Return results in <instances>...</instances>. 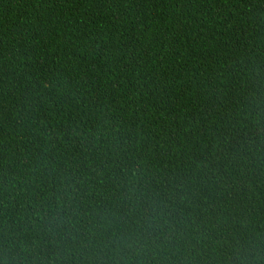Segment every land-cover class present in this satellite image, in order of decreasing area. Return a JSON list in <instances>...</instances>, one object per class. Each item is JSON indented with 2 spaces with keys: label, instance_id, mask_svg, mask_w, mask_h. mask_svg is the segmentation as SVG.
<instances>
[{
  "label": "trees",
  "instance_id": "trees-1",
  "mask_svg": "<svg viewBox=\"0 0 264 264\" xmlns=\"http://www.w3.org/2000/svg\"><path fill=\"white\" fill-rule=\"evenodd\" d=\"M0 264H264V0H0Z\"/></svg>",
  "mask_w": 264,
  "mask_h": 264
}]
</instances>
